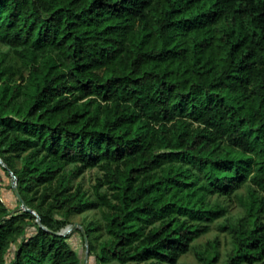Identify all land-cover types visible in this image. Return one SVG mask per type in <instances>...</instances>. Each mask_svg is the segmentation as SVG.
Here are the masks:
<instances>
[{
  "label": "trees",
  "instance_id": "trees-1",
  "mask_svg": "<svg viewBox=\"0 0 264 264\" xmlns=\"http://www.w3.org/2000/svg\"><path fill=\"white\" fill-rule=\"evenodd\" d=\"M0 43L28 69L0 52V155L44 225L0 200V264H82L55 212L95 206V264H177L243 187L229 264H264V0H0Z\"/></svg>",
  "mask_w": 264,
  "mask_h": 264
},
{
  "label": "rangeland",
  "instance_id": "rangeland-1",
  "mask_svg": "<svg viewBox=\"0 0 264 264\" xmlns=\"http://www.w3.org/2000/svg\"><path fill=\"white\" fill-rule=\"evenodd\" d=\"M0 52L5 57L4 64L8 65L12 70L15 71V76L18 77L21 73L27 74L28 69L23 65L22 60L9 46L0 43ZM20 163V162H19ZM18 163V164H19ZM103 176V170L99 167L88 168L83 170L75 179V186L81 185L82 189L91 197L95 198V186L98 179ZM0 200L3 201L13 214L24 210L20 200L14 192L12 185L11 174L0 164ZM101 191H107V187L103 186L100 188ZM248 190L247 187H243L236 194L232 196H211L212 202H218L226 208L224 215L218 217L213 224L211 229L206 234L196 239L193 243L191 250L183 254L178 260L177 264H205L200 259L198 253L204 252L210 256H213L218 252V259L214 264H229V256L233 249L232 235L229 229L224 228V225L228 222H237L240 217L246 215V207L244 200L247 199ZM55 216L62 221H69L66 228L71 224H80L83 226L84 223L102 222V209L101 207H91L81 213H73L69 217H65L62 211H56ZM79 227L74 228L68 234L71 233L69 241L79 251L82 256V264H95V258L89 256L87 258V243L80 231L76 230ZM62 229V230H63ZM61 230V231H62ZM75 230V232H74ZM28 232L34 231V227L27 230ZM67 234V235H68ZM101 235V238L105 237L104 228L95 231V235ZM16 245H13V249ZM108 264H121L117 261H111ZM141 264V263H140ZM248 264V263H244Z\"/></svg>",
  "mask_w": 264,
  "mask_h": 264
},
{
  "label": "water",
  "instance_id": "water-1",
  "mask_svg": "<svg viewBox=\"0 0 264 264\" xmlns=\"http://www.w3.org/2000/svg\"><path fill=\"white\" fill-rule=\"evenodd\" d=\"M0 164L11 174V177H12V185H13V188H14V192L16 194V196L18 197V199L20 200L22 206L24 207V210L27 211V212H30L32 214H34L36 216V221L44 227V225L42 224L41 222V217H40V214L33 208L29 207L28 204L26 203V201L23 199L20 191H19V188H18V179H17V175L15 174V172L6 164V162L4 161V159L1 157L0 155ZM76 227H79L81 229H83L84 233H85V240H86V243H87V251H86V255H87V258L90 256L89 254V238H88V235H87V232L86 230L84 229V227L80 224H71V225H68L66 228H64L62 231H59V232H55L56 234H60V235H67L70 231H72L74 228ZM46 228V227H45ZM48 229V228H46Z\"/></svg>",
  "mask_w": 264,
  "mask_h": 264
},
{
  "label": "built area",
  "instance_id": "built-area-1",
  "mask_svg": "<svg viewBox=\"0 0 264 264\" xmlns=\"http://www.w3.org/2000/svg\"><path fill=\"white\" fill-rule=\"evenodd\" d=\"M18 179V178H17ZM0 180H1V178H0ZM18 182V181H17Z\"/></svg>",
  "mask_w": 264,
  "mask_h": 264
}]
</instances>
